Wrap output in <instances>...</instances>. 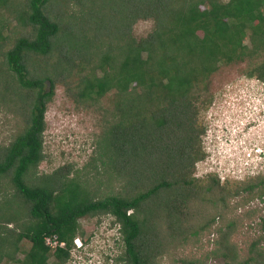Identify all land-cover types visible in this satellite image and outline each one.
<instances>
[{"label":"trees","instance_id":"1","mask_svg":"<svg viewBox=\"0 0 264 264\" xmlns=\"http://www.w3.org/2000/svg\"><path fill=\"white\" fill-rule=\"evenodd\" d=\"M57 3L60 11L54 9ZM11 17L25 31L3 55L0 100L19 110L24 126L0 151V176L9 175L14 188L11 197L0 200V262L69 264V249L83 232L79 220L109 214L130 264L147 263L161 253L160 245L147 239L151 218L159 220L165 212L172 221L184 213L192 195L190 174L203 157L196 102L208 105L211 99L202 98L197 85L220 60L264 51V0H0V29ZM139 19L151 20L152 27L136 38L131 28ZM246 35L252 46L243 43ZM32 56L36 63L29 66ZM248 75L264 79V61ZM73 76L77 81L68 94L81 96L80 102H96L112 91L118 118L100 138L99 154L112 171L110 179L124 180L125 194L94 198L82 179L59 169L26 178L44 158L45 111L55 83L67 84ZM215 186L220 187L218 180L207 190ZM161 194L165 198L157 201ZM262 195L264 176L215 201L227 221L213 223L217 235L205 257L264 264V218L245 257L232 241L240 224L259 210L243 211L240 223L225 215L245 206L250 196ZM12 222L14 228L8 226ZM52 234L66 242V249L45 244ZM22 239L31 245L18 259Z\"/></svg>","mask_w":264,"mask_h":264},{"label":"rangeland","instance_id":"2","mask_svg":"<svg viewBox=\"0 0 264 264\" xmlns=\"http://www.w3.org/2000/svg\"><path fill=\"white\" fill-rule=\"evenodd\" d=\"M23 6L22 4L21 7ZM59 8L57 3L54 9ZM11 18L9 26L0 29L3 36L0 40V73L5 67L4 53L25 31L22 23ZM151 27V20L139 19L132 25L131 34L136 38L143 37ZM243 43L253 45L247 35L243 38ZM262 61L264 51L259 49L253 57L222 59L216 64V70L209 79L197 85L202 98L207 96L211 102L208 105L196 102L199 106L196 123L202 130L199 145L203 157L195 162L190 174L193 192L191 191L184 213H180L172 221L165 218V212L159 216V220L151 218L153 230L149 231L147 239L155 246L160 245L161 253L157 252L145 264H225V259L221 256L205 257L214 247L217 235L212 230L213 223L227 221L226 218L221 220L222 207L215 201L223 193H231L264 176V79L248 75ZM34 63L35 57L32 56L28 64L30 66ZM77 77L70 78L67 84L61 80L55 83L45 111V128L42 134L44 158L37 168L29 170L26 178L38 179L59 169L82 179L83 185L93 193L94 198L125 194L124 180L118 177L110 179L112 171L107 169L106 162H102L99 154L100 138L109 129L110 120L114 125L118 118L116 110L114 111L112 91L96 102H80L81 96L77 95L73 99L68 94L69 91L73 92ZM6 102L0 100V151L24 126L19 110L9 107L10 104L6 105ZM217 180L220 187L207 190ZM13 194L10 176L1 175L0 200ZM162 198H165L164 194L157 195L156 200ZM248 200L245 206L235 210L230 208L225 214L232 216L236 222L237 218L242 217L243 211L259 210L252 219H245L240 224V232L232 234V241L238 247L239 255L244 257L251 240L256 235H261L258 221L264 218V195L250 196ZM145 204L147 208H151L153 202L150 200ZM112 219L109 214H101L79 220L83 230L79 239L85 249L79 253L76 261L72 257L69 264H130L117 230L118 225L112 223ZM8 226L14 228L15 224L12 222ZM30 245L29 240L22 239L16 258L22 259ZM52 258L51 256L49 261ZM0 264H9V261L3 259Z\"/></svg>","mask_w":264,"mask_h":264},{"label":"built area","instance_id":"3","mask_svg":"<svg viewBox=\"0 0 264 264\" xmlns=\"http://www.w3.org/2000/svg\"><path fill=\"white\" fill-rule=\"evenodd\" d=\"M44 241L45 244L52 250H55L59 247L66 249V242L64 240H59L56 234L47 235L44 238ZM73 242H74V246L69 249V253L71 255L70 260H72V257H75L73 261H76V258H79V254L76 253L75 248L82 246V242L79 238H75Z\"/></svg>","mask_w":264,"mask_h":264},{"label":"clouds","instance_id":"4","mask_svg":"<svg viewBox=\"0 0 264 264\" xmlns=\"http://www.w3.org/2000/svg\"><path fill=\"white\" fill-rule=\"evenodd\" d=\"M76 238H79V237H76ZM83 249H85V248H84V246L82 245V246H79V247L75 248V251H76L77 254H79L80 252L83 251ZM96 264H100V263H96Z\"/></svg>","mask_w":264,"mask_h":264}]
</instances>
